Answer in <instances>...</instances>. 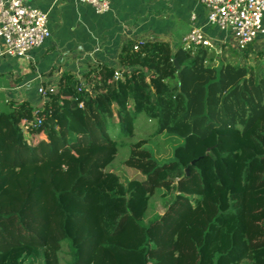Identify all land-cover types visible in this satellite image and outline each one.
<instances>
[{
	"label": "trees",
	"instance_id": "16d2710c",
	"mask_svg": "<svg viewBox=\"0 0 264 264\" xmlns=\"http://www.w3.org/2000/svg\"><path fill=\"white\" fill-rule=\"evenodd\" d=\"M134 43L0 109V264H264L263 53Z\"/></svg>",
	"mask_w": 264,
	"mask_h": 264
},
{
	"label": "crops",
	"instance_id": "0c3cea01",
	"mask_svg": "<svg viewBox=\"0 0 264 264\" xmlns=\"http://www.w3.org/2000/svg\"><path fill=\"white\" fill-rule=\"evenodd\" d=\"M29 3L46 13L50 36L23 56L0 54V109L9 100H26L40 108L45 97L38 88L56 87L63 71L82 79L99 63L118 68V52L126 42L163 41L175 50L195 25L221 53L232 48L231 32L207 24L208 9L200 0H113L109 10L99 14L77 0Z\"/></svg>",
	"mask_w": 264,
	"mask_h": 264
},
{
	"label": "built area",
	"instance_id": "2783aa9c",
	"mask_svg": "<svg viewBox=\"0 0 264 264\" xmlns=\"http://www.w3.org/2000/svg\"><path fill=\"white\" fill-rule=\"evenodd\" d=\"M88 4L95 13L109 10L113 0H77ZM208 9L206 22L219 30L230 31L232 49L241 52L248 46L264 53V0H200ZM191 15V20L195 19ZM47 15L32 6L29 0H0V54L23 56L39 47L50 36ZM139 43V42H138ZM134 43V48L137 44ZM182 46L206 47L220 53L218 45L198 26L193 25L182 38ZM118 76V72H114ZM53 85L40 86L38 93L45 97L53 93Z\"/></svg>",
	"mask_w": 264,
	"mask_h": 264
},
{
	"label": "rangeland",
	"instance_id": "374dc122",
	"mask_svg": "<svg viewBox=\"0 0 264 264\" xmlns=\"http://www.w3.org/2000/svg\"><path fill=\"white\" fill-rule=\"evenodd\" d=\"M233 49L230 46H227L225 48V51L223 52V58L224 59H228L230 61H242L241 59H239L237 56H235V54L233 53ZM259 51V50H257ZM263 53V52H262ZM264 56V53H263ZM262 59H264V57H262ZM143 116H140V121L138 123V127L135 128L133 135L129 136V137H125L123 139V141L125 142H129V141H133L139 137H142L143 135H147V133L150 131V124L151 122H146L144 121L145 118L143 119ZM146 122V123H144ZM127 152H128V148L127 147H121L119 148V151L114 159L113 165H117L119 164L122 160H124L127 156ZM154 202V204L156 205V209L159 213L162 212L163 208L162 205L160 203V201L158 199H153L152 200ZM61 256V264H64V259H65V253L62 252L60 254Z\"/></svg>",
	"mask_w": 264,
	"mask_h": 264
},
{
	"label": "water",
	"instance_id": "95a60500",
	"mask_svg": "<svg viewBox=\"0 0 264 264\" xmlns=\"http://www.w3.org/2000/svg\"><path fill=\"white\" fill-rule=\"evenodd\" d=\"M174 64H175V67L178 68V64H177V61H176V60H174ZM191 163H193V161H191ZM185 171H186V173H187V168H186Z\"/></svg>",
	"mask_w": 264,
	"mask_h": 264
}]
</instances>
